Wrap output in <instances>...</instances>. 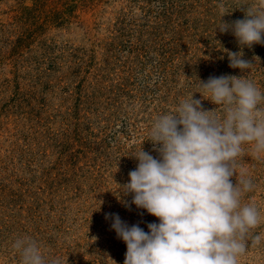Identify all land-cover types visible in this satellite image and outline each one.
<instances>
[{"label": "rangeland", "instance_id": "obj_1", "mask_svg": "<svg viewBox=\"0 0 264 264\" xmlns=\"http://www.w3.org/2000/svg\"><path fill=\"white\" fill-rule=\"evenodd\" d=\"M253 3L0 0V264H21L12 245L24 236L47 264H124L127 246L105 217L145 232L159 223L120 188L141 148L159 158L154 121L191 95L222 117L201 94L210 76L245 78L264 93V44L241 49L217 28ZM229 51L253 66L230 68ZM243 149L236 171L256 187L242 203L256 204L261 223L239 264H264V155Z\"/></svg>", "mask_w": 264, "mask_h": 264}, {"label": "clouds", "instance_id": "obj_2", "mask_svg": "<svg viewBox=\"0 0 264 264\" xmlns=\"http://www.w3.org/2000/svg\"><path fill=\"white\" fill-rule=\"evenodd\" d=\"M242 6L243 19L231 24L220 20L217 28L231 31L241 49L264 44V0ZM220 8L222 18L228 13ZM242 57V51H229V67L250 69L253 64ZM199 87L202 96L222 107L223 116L203 110L192 95L181 101L152 125L149 140L159 158L141 148L129 182L120 186L133 194L132 204L159 223H149L145 232L138 224L128 226L118 214H106L127 246L124 264H239L249 246L248 234L261 223L256 204L242 203L256 185L237 173L236 160L244 145L257 159L264 155V93L252 81L230 75L210 76ZM234 174L235 185L230 179ZM262 235H255L252 244L259 245ZM12 247L21 264H47L31 237L17 238Z\"/></svg>", "mask_w": 264, "mask_h": 264}]
</instances>
